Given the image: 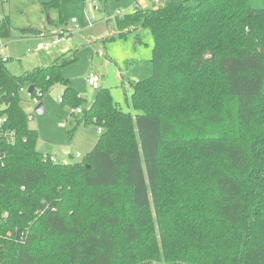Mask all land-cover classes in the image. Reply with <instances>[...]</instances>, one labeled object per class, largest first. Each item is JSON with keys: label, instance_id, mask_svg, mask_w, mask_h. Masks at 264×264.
Returning <instances> with one entry per match:
<instances>
[{"label": "trees", "instance_id": "obj_1", "mask_svg": "<svg viewBox=\"0 0 264 264\" xmlns=\"http://www.w3.org/2000/svg\"><path fill=\"white\" fill-rule=\"evenodd\" d=\"M114 22L119 36L149 28L152 72L130 82L133 113L94 90L81 119L101 132L78 162L43 158L20 97L61 83L77 109L60 75L76 57L18 76L0 58V117L16 136L0 169V264H264V9L167 0Z\"/></svg>", "mask_w": 264, "mask_h": 264}, {"label": "rangeland", "instance_id": "obj_2", "mask_svg": "<svg viewBox=\"0 0 264 264\" xmlns=\"http://www.w3.org/2000/svg\"><path fill=\"white\" fill-rule=\"evenodd\" d=\"M48 1L0 0V20L8 17L11 24V36L0 37V54L8 57L5 66L16 76L49 66L63 53L65 57H76L74 62L61 67L60 75L67 78L69 86L84 99L77 109L68 106L66 98L60 102L64 90L61 83L51 86L41 98L32 97L26 91L20 92L22 108L27 116H33L28 120V126L37 132L36 149L59 159L63 155L61 147L69 145L71 156L65 159L67 163H74L91 150L99 136L94 124L83 123L81 119L95 92L86 81L87 75L98 74L100 87L109 89L123 111L133 113L130 82L145 79L152 72L151 31L140 28L119 36L114 22L116 11L125 14L133 12L136 6L155 8L165 5L167 0L160 3L153 0H107L106 6L100 0H59L57 9L46 12L41 3ZM248 1L254 8L264 9V0ZM94 5L99 9L94 10ZM47 14L53 20L61 16L66 24L50 25ZM88 15L93 22L91 27L87 23ZM72 18L75 23L71 22ZM23 27L39 29L42 35L21 37L19 30ZM60 31L66 33L67 40L52 44L51 36ZM40 44L49 46L41 48ZM38 103L45 107L43 114L35 111ZM77 153L81 156H76Z\"/></svg>", "mask_w": 264, "mask_h": 264}, {"label": "built area", "instance_id": "obj_3", "mask_svg": "<svg viewBox=\"0 0 264 264\" xmlns=\"http://www.w3.org/2000/svg\"><path fill=\"white\" fill-rule=\"evenodd\" d=\"M155 3H160L161 0H153ZM94 3V1H93ZM98 6L94 5V10H98ZM124 15L123 11L121 10H117L115 13V16H122ZM114 16V17H115ZM72 23H75L76 20L74 18L71 19ZM87 23L88 26L91 27L93 25V22H91V15H88V19H87ZM52 37V44H56L58 42L61 41H66L67 40V35L64 31H60L59 33H56L54 35L51 36ZM48 44L42 45L40 44L41 48L44 47H48ZM0 58L2 61H6L7 58L3 55L0 54ZM100 76L98 74H88L86 77V81L89 83L91 89L96 90L99 86H100ZM21 91H26L27 92V88L20 89ZM28 93V92H27ZM41 93L40 92H36V96L37 97H41ZM59 100L61 101V97H59ZM1 107V105H0ZM28 119H31V116L28 117ZM101 132V129H98V133ZM16 141V136L15 133L12 129H10L7 125V118L5 116H1L0 117V169H2L3 167H5L6 164V156H7V152L5 149L6 145H11L13 143H15ZM77 156H80L79 154ZM43 158L44 159H50L53 162H58L56 160L55 157H53L52 155H48V154H43ZM6 214H4L5 216Z\"/></svg>", "mask_w": 264, "mask_h": 264}, {"label": "water", "instance_id": "obj_4", "mask_svg": "<svg viewBox=\"0 0 264 264\" xmlns=\"http://www.w3.org/2000/svg\"><path fill=\"white\" fill-rule=\"evenodd\" d=\"M47 21H48V23H49V16H48V14H47ZM33 90H34V86H33V85H30V86L27 88V92H28V94L31 95L32 92H33ZM35 111H36L38 114H43L44 111H45V107H44V105H43L42 103H38V104L36 105V107H35ZM65 148H67V150H68L69 147H65ZM61 151H62L63 153H66V150L64 149V147H61Z\"/></svg>", "mask_w": 264, "mask_h": 264}, {"label": "crops", "instance_id": "obj_5", "mask_svg": "<svg viewBox=\"0 0 264 264\" xmlns=\"http://www.w3.org/2000/svg\"><path fill=\"white\" fill-rule=\"evenodd\" d=\"M138 7H139V6H138ZM101 20H102V19H101ZM99 21H100V20H99ZM64 48H65V46H64ZM1 55H2V54H1ZM3 56H4V55H3ZM5 57H6V56H5ZM6 58H8V57H6ZM100 81H101V80H100ZM92 99H93V98H92ZM60 102H61V101H60ZM90 102H91V101H90ZM90 102H89V103H90ZM44 112H45V111H44ZM29 116H31V119H33V116H32V115H29ZM29 116H28V117H29ZM28 120H29V119H28ZM62 147H64V149L66 150V153H63V152L61 151L63 155H61V157L58 156L59 159L56 157V155H52V156L55 157L56 160L59 161V162L67 163L68 160H66L65 157H66V156H71V149H70V146H69V145H63ZM65 147H69L68 150H67V148H65ZM78 154L80 155V153H77L76 156H77ZM48 155H50V154H48ZM80 156H81V155H80Z\"/></svg>", "mask_w": 264, "mask_h": 264}]
</instances>
